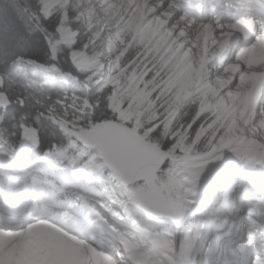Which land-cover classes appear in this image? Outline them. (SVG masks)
<instances>
[{
	"label": "clouds",
	"instance_id": "obj_1",
	"mask_svg": "<svg viewBox=\"0 0 264 264\" xmlns=\"http://www.w3.org/2000/svg\"><path fill=\"white\" fill-rule=\"evenodd\" d=\"M264 0H0V264H264Z\"/></svg>",
	"mask_w": 264,
	"mask_h": 264
}]
</instances>
